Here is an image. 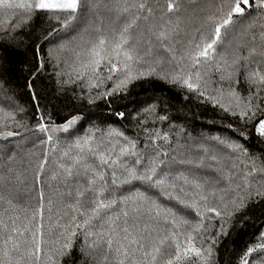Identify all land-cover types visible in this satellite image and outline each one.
<instances>
[{
  "label": "snow or ice",
  "instance_id": "snow-or-ice-1",
  "mask_svg": "<svg viewBox=\"0 0 264 264\" xmlns=\"http://www.w3.org/2000/svg\"><path fill=\"white\" fill-rule=\"evenodd\" d=\"M0 264H264V0H0Z\"/></svg>",
  "mask_w": 264,
  "mask_h": 264
},
{
  "label": "trees",
  "instance_id": "trees-1",
  "mask_svg": "<svg viewBox=\"0 0 264 264\" xmlns=\"http://www.w3.org/2000/svg\"><path fill=\"white\" fill-rule=\"evenodd\" d=\"M20 58H17V60H19ZM19 64L18 63H14L13 64V67L16 68L18 67ZM161 92V88L153 83V84H149V83H143L142 85H138L137 87L133 88L132 89V98L134 99H144L145 97L147 96H150V95H158L160 94ZM168 95H172V93H167ZM28 98L26 96L23 97L22 99V102H27ZM129 107H132V105H130ZM192 111L193 112H200L201 110L200 109H197L195 108L194 106L192 107ZM211 117L210 116H204V117H201V119H210ZM189 127H195L196 131H200L202 130L201 127H200V121L197 120V119H193V120H190L189 122ZM213 132L215 131H218L219 129H211ZM221 132L222 135H228L229 133L225 130H219ZM254 225L253 224H249L248 225V228H247V232L248 233H251L253 230H254ZM235 242L236 243H240L242 242L243 239L246 238V235H245V232L244 231H241L237 234H235Z\"/></svg>",
  "mask_w": 264,
  "mask_h": 264
}]
</instances>
